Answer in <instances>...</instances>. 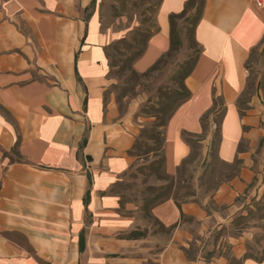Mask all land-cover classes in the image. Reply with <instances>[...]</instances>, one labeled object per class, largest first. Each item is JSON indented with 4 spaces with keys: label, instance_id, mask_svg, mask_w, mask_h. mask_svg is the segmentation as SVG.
Listing matches in <instances>:
<instances>
[{
    "label": "crops",
    "instance_id": "crops-1",
    "mask_svg": "<svg viewBox=\"0 0 264 264\" xmlns=\"http://www.w3.org/2000/svg\"><path fill=\"white\" fill-rule=\"evenodd\" d=\"M188 1L160 0L159 31L135 62L137 72H146L169 51V18L182 13ZM93 3L0 0V264H226L222 257L192 261L182 250L193 240L182 214L199 223V235L209 232L215 216L202 206L179 209L170 200L154 208L162 224L175 228L164 237L152 233L135 206H126L131 213L123 214L118 197L102 195L136 165L129 151L139 134L133 117L142 100L132 101L124 115L113 98L105 104L104 93L115 84L105 48L121 36L101 30L97 14L90 12ZM195 38L203 53L185 81L192 96L166 128L169 175L191 154L183 134H203L202 119L216 98L226 108L219 159L239 158L248 166L238 147L253 137V123L240 115L237 102L247 86L250 51L264 47V0H207ZM209 125L216 126L213 116ZM211 140L212 134L203 140L205 155ZM18 141L21 162L12 163L4 152L12 154ZM243 171L219 189L217 203L230 205L242 192L249 175ZM138 228L148 230L146 238L122 239ZM243 256L236 252L238 260ZM242 264L264 261L243 258Z\"/></svg>",
    "mask_w": 264,
    "mask_h": 264
},
{
    "label": "rangeland",
    "instance_id": "rangeland-1",
    "mask_svg": "<svg viewBox=\"0 0 264 264\" xmlns=\"http://www.w3.org/2000/svg\"><path fill=\"white\" fill-rule=\"evenodd\" d=\"M94 11L99 18L101 30L111 29L121 38H127L130 48L136 47L134 43L136 40H138L139 47L145 45L148 34L156 30V0H97L95 6L90 8L91 13ZM142 42L144 44H141ZM185 42L179 54L151 77L143 78L135 75L130 65L123 69L117 68L113 75L116 88L108 95L107 101L113 98L122 115L127 113V108L132 101L142 100L133 117V121L140 125L137 139L144 127H149L155 122L154 117L141 113L142 108L147 105L156 106L159 100H162V93H171L178 87L172 80L173 73L177 66L191 54L188 50V43ZM262 49L257 51L248 64V90L243 98V101L249 100V103L244 106L247 108L245 116H250L253 123L251 131L253 137L251 140L245 139L244 143L248 166L246 167L243 162V167L248 170V181L230 205L217 203L216 196L219 189L238 179L228 181L233 170L219 161L216 152L209 156L208 151L205 155L203 141L201 142L196 160L190 166L189 175L192 179L188 182V186L194 192V197L188 202L202 206L208 214L215 218L211 220L209 232L203 236L198 234L199 223L192 217L188 216V220L183 223L188 228V232L193 235V240L188 243V246L182 247V250L189 251L188 256L183 251L189 260L202 259L205 263H209L222 257L226 260V264H241L246 255L264 259V51ZM215 130L216 127L209 125L205 139L210 134L213 136ZM246 131L250 133V127ZM162 140L160 152L165 157L167 172L166 129L163 131ZM148 144L153 146L154 142L148 141ZM154 159L155 152H151L137 159L135 166L148 164ZM243 170L239 179L244 174ZM163 183V181H156L148 176H137L135 179L127 176L124 190L121 192L130 196L143 184L162 185ZM181 194H184V191ZM146 223L152 231H156L152 222ZM158 235L166 237L164 234ZM15 239L27 247L24 240ZM162 246L163 242L154 250V253H158ZM237 251L244 252L240 260L236 258ZM29 252L34 256L30 249ZM41 264L49 263L42 262Z\"/></svg>",
    "mask_w": 264,
    "mask_h": 264
},
{
    "label": "trees",
    "instance_id": "trees-1",
    "mask_svg": "<svg viewBox=\"0 0 264 264\" xmlns=\"http://www.w3.org/2000/svg\"><path fill=\"white\" fill-rule=\"evenodd\" d=\"M207 0H189L185 6V9L180 14L171 15L170 21V39L171 45L167 53H165L152 67H150L146 72L139 73L135 70V62L143 56L145 53L149 40L158 33L159 29L156 26V30L153 33H149L145 45L139 47L138 40L134 43L136 47L129 46L127 38H121L116 40L109 46L105 48L106 57L109 62V74L108 77L113 79V75L117 68L123 69L125 66L130 65L133 73L140 77H151L155 73L161 71L165 66L172 61L179 52L183 49L185 41L188 43V50L191 54L181 62L175 72L173 73L172 80L176 82L178 87L171 93H162V100L156 106H144L141 113L149 117H154L155 122L149 126L144 127L141 130L139 138L136 140L135 144L129 151V155L141 159L143 156L155 152V159L148 164L133 166L125 175L122 180L116 182L106 193L116 196L120 200V212L123 214H130L131 212H126V206L133 205L137 208L138 217L146 224L148 227L149 223H153L156 231H152L154 235L164 234L171 235L172 231L175 229L167 228L162 224L153 214L154 208L164 204L167 201L173 200L177 207L181 209L183 204L193 203L188 202L190 198L194 197V192L188 186V182L192 179L190 174V166L194 163L197 157V150L200 148L201 142L205 139V133L209 127L210 117L213 116L214 124L216 125V130L212 136L209 156L217 154L219 145L221 142V122L225 115V105L222 98H216L214 100L213 110L202 119V129L203 134L201 136L192 135L189 133L183 134L184 141L190 146L191 154L187 159H185L181 165L177 168L175 175H169L165 170V157L163 153L160 152L162 146V135L164 129L167 128L168 123L173 116V114L184 105L190 98L191 93L185 85V81L189 78L194 70L196 69L200 57L203 53L202 48L196 42L195 30L200 23ZM160 0H156V15L158 12V7ZM92 6H95V0ZM141 44H144L143 42ZM129 48V49H128ZM131 49V51H130ZM256 47L250 51L249 58L246 62L245 68L248 72V64L252 60L253 56L259 50ZM264 51V47L262 49ZM120 64V66H119ZM116 85H112L104 93V102L107 104L108 95ZM248 90V81L245 91L242 93L241 97L238 99L237 105L242 117L245 116L244 108L249 103V100L243 101ZM243 101V102H242ZM120 103V100L118 99ZM146 111V112H145ZM162 129V130H160ZM148 141L154 142V145H149ZM87 139L84 138L83 144H86ZM245 139L241 141L238 147V153H245L244 148ZM82 144V145H83ZM19 147V141L16 143L12 154L4 152V157L9 158L12 163L21 162V157L17 154V149ZM219 159V156H218ZM219 161L233 170V174L229 177L228 181H232L238 178L243 170V160L236 158L232 163H226L219 159ZM129 176L131 179H135L137 176H148L154 178L156 181H163L162 185H146L143 184L141 188H138L136 192L130 196H126L121 192L124 190L125 178ZM184 191V194L181 192ZM89 201V193L86 194L84 200L87 205ZM142 214V217H140ZM188 220V217L181 216L182 224ZM158 233V234H157ZM148 235V230L136 229L123 236L122 239L126 240H140L146 238ZM79 251L82 255L86 249V240L82 234L79 241ZM183 251L188 256L189 251L183 249ZM244 259H252L258 263L264 261V259H257L252 256H245ZM242 264V263H241Z\"/></svg>",
    "mask_w": 264,
    "mask_h": 264
},
{
    "label": "built area",
    "instance_id": "built-area-1",
    "mask_svg": "<svg viewBox=\"0 0 264 264\" xmlns=\"http://www.w3.org/2000/svg\"><path fill=\"white\" fill-rule=\"evenodd\" d=\"M214 127H216V126H214Z\"/></svg>",
    "mask_w": 264,
    "mask_h": 264
}]
</instances>
